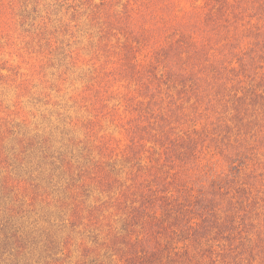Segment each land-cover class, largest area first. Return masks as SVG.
Instances as JSON below:
<instances>
[{
	"label": "rangeland",
	"instance_id": "1",
	"mask_svg": "<svg viewBox=\"0 0 264 264\" xmlns=\"http://www.w3.org/2000/svg\"><path fill=\"white\" fill-rule=\"evenodd\" d=\"M138 263L264 264V0H0V264Z\"/></svg>",
	"mask_w": 264,
	"mask_h": 264
},
{
	"label": "trees",
	"instance_id": "2",
	"mask_svg": "<svg viewBox=\"0 0 264 264\" xmlns=\"http://www.w3.org/2000/svg\"><path fill=\"white\" fill-rule=\"evenodd\" d=\"M143 260H144V262H146L147 263V259L146 258H143ZM139 264V263H138Z\"/></svg>",
	"mask_w": 264,
	"mask_h": 264
}]
</instances>
